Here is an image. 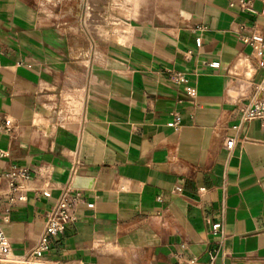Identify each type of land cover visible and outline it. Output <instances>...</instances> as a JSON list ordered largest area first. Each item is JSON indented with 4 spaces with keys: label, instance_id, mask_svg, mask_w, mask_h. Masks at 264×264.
Listing matches in <instances>:
<instances>
[{
    "label": "crops",
    "instance_id": "0c3cea01",
    "mask_svg": "<svg viewBox=\"0 0 264 264\" xmlns=\"http://www.w3.org/2000/svg\"><path fill=\"white\" fill-rule=\"evenodd\" d=\"M261 61L259 0L252 12L236 0H0V117L13 123L0 130V190L4 171L32 172L24 201L0 202L13 258L0 264H22L75 176L91 186L40 264L210 252L214 264H264V118L242 116ZM167 69L196 87L193 102Z\"/></svg>",
    "mask_w": 264,
    "mask_h": 264
},
{
    "label": "built area",
    "instance_id": "2783aa9c",
    "mask_svg": "<svg viewBox=\"0 0 264 264\" xmlns=\"http://www.w3.org/2000/svg\"><path fill=\"white\" fill-rule=\"evenodd\" d=\"M237 4L244 11H253V2L255 0H236ZM264 3V0H259ZM253 50L257 54H261L262 44L257 39L252 38L248 40ZM196 47H200L201 39L197 37L195 39ZM209 67H218V61H209L206 63ZM260 66L263 69L261 80L254 84L255 94L248 105L243 109V119H263L264 118V61L260 62ZM172 81L176 84H182L185 90V94L190 101H194L197 95V89L194 85L189 83V79L181 71L173 69H167ZM173 124H177V117H175ZM12 120L9 117H0V130L10 135L12 132ZM233 139L228 138L224 142V146L230 149L233 146ZM7 155V152L0 148V158ZM40 176L47 180L50 175V169L43 167L39 171ZM3 176L7 181V187L4 190H0V202L6 200L9 203L15 201H24L26 194L31 190L30 181L32 179V172L25 166L13 167L3 172ZM179 190V187L176 188ZM43 195L49 196V191L42 192ZM82 199V193L79 189L73 188L71 183L65 185L61 191V194L54 205L48 210L45 216L42 230L39 235L37 245L28 252L25 256L17 259L22 264H40L39 260L45 252H47L52 243L53 238H58L63 235L69 222L75 219V207ZM88 207H92V203H88ZM210 232L213 234L219 233L222 235V225L220 222L211 223ZM11 247L8 237L0 229V263L13 261L10 256ZM209 260L207 262L200 261L197 257L184 258L181 254H177L176 264H214L215 254L210 252Z\"/></svg>",
    "mask_w": 264,
    "mask_h": 264
},
{
    "label": "water",
    "instance_id": "95a60500",
    "mask_svg": "<svg viewBox=\"0 0 264 264\" xmlns=\"http://www.w3.org/2000/svg\"><path fill=\"white\" fill-rule=\"evenodd\" d=\"M92 179L86 178V177H81V176H75L71 186L73 188H88L91 186Z\"/></svg>",
    "mask_w": 264,
    "mask_h": 264
}]
</instances>
